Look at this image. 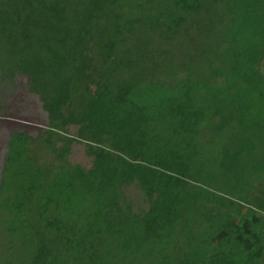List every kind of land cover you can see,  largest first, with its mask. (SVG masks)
<instances>
[{
    "label": "trees",
    "instance_id": "16d2710c",
    "mask_svg": "<svg viewBox=\"0 0 264 264\" xmlns=\"http://www.w3.org/2000/svg\"><path fill=\"white\" fill-rule=\"evenodd\" d=\"M0 45L47 112L0 264H264V0H0Z\"/></svg>",
    "mask_w": 264,
    "mask_h": 264
},
{
    "label": "rangeland",
    "instance_id": "374dc122",
    "mask_svg": "<svg viewBox=\"0 0 264 264\" xmlns=\"http://www.w3.org/2000/svg\"><path fill=\"white\" fill-rule=\"evenodd\" d=\"M12 63L0 45V177L11 132L18 129L36 136L47 125V112L40 96L30 89L28 75L16 71L10 79L4 76L12 69ZM70 159L89 164L82 144L73 146Z\"/></svg>",
    "mask_w": 264,
    "mask_h": 264
}]
</instances>
